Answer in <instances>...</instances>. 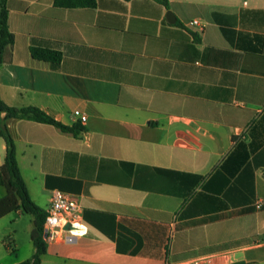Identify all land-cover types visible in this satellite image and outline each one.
Here are the masks:
<instances>
[{
	"label": "crops",
	"instance_id": "crops-1",
	"mask_svg": "<svg viewBox=\"0 0 264 264\" xmlns=\"http://www.w3.org/2000/svg\"><path fill=\"white\" fill-rule=\"evenodd\" d=\"M7 5L1 98L80 129L6 121L33 202L47 211L61 190L83 211L87 233L48 242L43 264H264V0ZM32 46L61 63L35 60ZM6 151L0 137V166ZM25 215L0 218L15 231L0 264L34 255Z\"/></svg>",
	"mask_w": 264,
	"mask_h": 264
},
{
	"label": "trees",
	"instance_id": "trees-1",
	"mask_svg": "<svg viewBox=\"0 0 264 264\" xmlns=\"http://www.w3.org/2000/svg\"><path fill=\"white\" fill-rule=\"evenodd\" d=\"M159 1L168 5V0ZM54 4L60 8H92L96 6L97 0H54ZM14 43L15 35L9 28L7 0H0V66L12 60ZM31 55L35 60L50 63L53 66L59 65L62 61V53L49 48L32 46ZM8 119H25L49 124L75 135L80 129L78 126L69 127L60 123L37 107H12L5 103L0 96V137L5 140L7 145L5 163L0 166V185L7 190V195L0 199V218L14 211H21L33 216L34 229L31 233V240L35 246V253L30 259L20 264H43V257L47 254V242L44 238L47 212L37 206L29 195L19 167L17 147L6 125Z\"/></svg>",
	"mask_w": 264,
	"mask_h": 264
},
{
	"label": "built area",
	"instance_id": "built-area-1",
	"mask_svg": "<svg viewBox=\"0 0 264 264\" xmlns=\"http://www.w3.org/2000/svg\"><path fill=\"white\" fill-rule=\"evenodd\" d=\"M186 27L202 29L198 20H192ZM75 116L80 118L81 123L87 121V116L80 111H75ZM46 212L44 238L47 243L55 241L70 242L76 237L87 233L82 208L72 195L61 190L53 191L50 205ZM68 225L71 226V229H66ZM182 264H209V262L194 259Z\"/></svg>",
	"mask_w": 264,
	"mask_h": 264
},
{
	"label": "rangeland",
	"instance_id": "rangeland-1",
	"mask_svg": "<svg viewBox=\"0 0 264 264\" xmlns=\"http://www.w3.org/2000/svg\"><path fill=\"white\" fill-rule=\"evenodd\" d=\"M24 218H25L24 223L27 224V222L32 219V216L25 215ZM15 228L19 229V236H21V239H22V248L20 249L21 251L20 250L17 251V254H19V257H22L24 256L26 252L28 253L29 251L27 239L23 237L24 235L23 223H19L18 225H16ZM12 231L15 233L14 226L11 225L9 219H4L3 221H0V257H6V258L9 257L8 254L11 248H8L5 245V243L7 242L11 244ZM12 247H14V245H12ZM11 256L12 258H15L17 255L16 253H12Z\"/></svg>",
	"mask_w": 264,
	"mask_h": 264
},
{
	"label": "water",
	"instance_id": "water-1",
	"mask_svg": "<svg viewBox=\"0 0 264 264\" xmlns=\"http://www.w3.org/2000/svg\"><path fill=\"white\" fill-rule=\"evenodd\" d=\"M171 16H172V13H169V17H171ZM66 229H71V226L68 225V226L66 227Z\"/></svg>",
	"mask_w": 264,
	"mask_h": 264
}]
</instances>
